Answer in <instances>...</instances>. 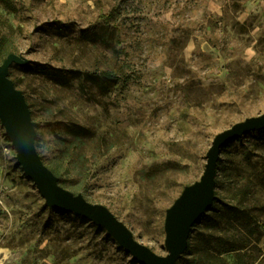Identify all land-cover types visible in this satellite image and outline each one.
Wrapping results in <instances>:
<instances>
[{
    "label": "rangeland",
    "instance_id": "obj_1",
    "mask_svg": "<svg viewBox=\"0 0 264 264\" xmlns=\"http://www.w3.org/2000/svg\"><path fill=\"white\" fill-rule=\"evenodd\" d=\"M11 52L30 61L10 77L45 164L159 255L167 210L203 176L216 134L264 112V0H0V63ZM217 174L221 204L239 193L264 223V130L231 141ZM0 264H141L46 204L1 119Z\"/></svg>",
    "mask_w": 264,
    "mask_h": 264
},
{
    "label": "water",
    "instance_id": "obj_2",
    "mask_svg": "<svg viewBox=\"0 0 264 264\" xmlns=\"http://www.w3.org/2000/svg\"><path fill=\"white\" fill-rule=\"evenodd\" d=\"M24 55L11 52L0 63V119L6 128L18 160L29 178L35 181L40 194L49 207L64 208L104 227L120 246L141 264H177L187 251L191 230L214 205L217 191L218 165L223 149L245 134L264 130V112L237 122L216 134L210 148L203 176L188 184L182 194L167 210L165 231L166 255H159L153 248L137 239L128 225L120 220L105 204L92 203L83 193L65 188L54 171L45 164L37 150V122L25 93L10 77L13 64L26 65Z\"/></svg>",
    "mask_w": 264,
    "mask_h": 264
},
{
    "label": "trees",
    "instance_id": "obj_3",
    "mask_svg": "<svg viewBox=\"0 0 264 264\" xmlns=\"http://www.w3.org/2000/svg\"><path fill=\"white\" fill-rule=\"evenodd\" d=\"M216 196L213 205L215 218L206 221L204 232L197 235L194 229L202 224L204 216L195 224L191 230L189 248L177 264L184 256L190 258L191 264H260L257 262L264 250L257 243L263 235L264 223L252 212L251 207L244 206L242 201H238V204L234 202L238 200L239 193L225 204H221L217 191ZM219 231L221 233L217 236ZM227 253L233 254L234 262L225 257Z\"/></svg>",
    "mask_w": 264,
    "mask_h": 264
}]
</instances>
